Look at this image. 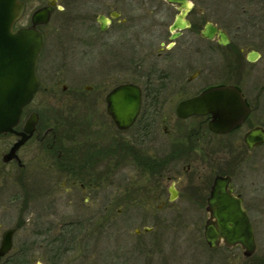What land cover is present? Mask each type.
<instances>
[{
    "label": "flooded vegetation",
    "instance_id": "obj_1",
    "mask_svg": "<svg viewBox=\"0 0 264 264\" xmlns=\"http://www.w3.org/2000/svg\"><path fill=\"white\" fill-rule=\"evenodd\" d=\"M22 1H24L26 9V2L25 0ZM63 1L69 2L72 6L66 8L63 4L59 5L58 0H47L39 6L50 4L53 9L50 12L49 20L38 25V28L47 25L56 10L60 12L66 10V13L71 15V19L82 16L87 20L92 19L91 16L93 15L95 17L93 23L89 21L87 25L91 34L89 33L90 37L85 41L86 46L93 48L98 43L102 46L108 41L101 35L108 30L113 22L117 21L120 30L119 36H122V38H119L118 57L121 58L118 62V68L123 72L125 57H128L127 62L134 63L136 60L135 54L139 53L135 41L132 48L127 44L129 40L123 38V31L128 26L134 27L133 25H136L137 21L139 23L146 21L159 29L156 37L160 39L154 65H151L152 70L145 73L147 75V89L151 87L150 79L155 74H159L158 78L164 82L166 78L172 77L168 73L192 71L186 78V84L181 85V89L177 93L186 92L187 83L191 82L196 76L204 77L205 80L202 83H196L194 86L188 83L189 87L192 86L190 88L192 92L180 97L175 102L174 115L176 119L174 120H177L178 124L173 131L166 130L170 138L166 140L167 152L162 160L153 156L150 153L151 150L141 154L136 146V142L137 144L140 143L139 140L141 139L152 140L151 124L153 121H150V118H141L143 96H145L144 91L146 88L144 89L132 79L121 81L110 89L107 88L102 96L104 87L99 89L98 82L102 80L97 79V81L94 80L83 86L90 94L83 97L82 85H75L74 100L77 102L75 106L79 109L87 107L86 109L92 111L89 115L91 118L86 113L83 119L71 120L69 130H63L61 128L63 122L59 119V116L58 118L55 117L57 121H54V116L51 118L50 115L46 116L44 112L29 108L42 86V78L38 73L37 63L36 73L40 86L32 100L24 107L21 121L15 127L16 131H21L23 121L32 113H35L37 115L35 129L16 150L18 158L13 156L10 162H17L26 171L28 168L34 170L42 168L43 165H51L57 172V170H65L63 159H69L66 166L69 168L70 174L77 179L86 175H93L94 172L98 173V171H100L99 174L107 175L110 172L108 160L114 157L117 165L121 166L120 168L125 167L126 164H131L143 170H148L149 173L154 174L155 172L156 174L160 169L166 167L174 180L168 190L169 201L181 200V204L185 203L188 207L191 206L189 209L193 210L190 216L193 220L192 224L197 221L194 214L199 216V222L195 224L197 231L192 234L193 236L203 237L206 224L213 226V233L241 229L242 227L239 224L234 223L239 221V217L237 221L235 218L230 221L229 223L232 224L228 225V228L218 225L217 215H215V212L219 211L220 207L224 205L230 206L232 214H235L236 210L241 208L254 234L256 244L254 253L245 255L244 248L239 243L227 245L220 241L215 246H210L205 237H203V240L211 251L216 249L228 250L231 253L230 256H234L232 262L237 259L244 262L247 259L254 258L255 262L261 261L260 256L258 258L257 251L264 240L261 239V234L259 238L256 230L259 228L264 230V78H261L260 75L257 76L258 73L253 79L248 80L240 76L243 73L245 74V66L256 65L261 52H264V0H221L217 2L212 0H186L188 1L186 6L170 4L166 0ZM138 2L143 6L152 2L154 6L141 8L144 14L137 17L135 15L140 14ZM210 4L213 5L212 8L209 6ZM208 8L212 16L209 14ZM176 22H179L180 25L171 29ZM16 25L19 24L16 23ZM40 31L44 38L43 31L41 29ZM259 45L261 48H259ZM246 47L248 48L246 49ZM227 67H232V69ZM202 71L206 73L202 74ZM216 71L219 79L210 82L207 76L209 75L212 78L211 74L214 76ZM258 71L259 69L256 70V72ZM252 75H255V73ZM105 76L103 75V77ZM127 82L137 84L140 87L142 92L141 106L134 122L127 128H119L107 111L109 104L107 96L115 86ZM57 84H60V81H57ZM227 85L234 86L241 91L244 101L249 107L248 115L230 130L219 132L213 130L209 123L213 116L209 112L190 114L187 117L176 114L178 102L197 96L207 88ZM68 87L70 88L64 83L61 89L67 90ZM165 88L167 86L165 87L163 84L156 88L157 97L160 92L163 93L166 90ZM80 101L85 102L82 105L79 104ZM97 109L104 110L109 117L110 129L107 127L108 121L98 118L99 116L102 117V114L98 115L95 112ZM252 130L255 132L249 137L248 143L246 135L250 134ZM125 131H131L133 135L131 141L126 142L124 139L123 134ZM6 134L13 135L14 139L8 149L1 153L2 158L20 137L13 132ZM25 146L28 148L27 153H31V157L29 162L21 163L18 151ZM37 151L38 153L35 155ZM38 155L43 156L39 159ZM127 155L128 157H125ZM48 159H52V163L45 164L46 160L49 161ZM124 159L128 162L124 163ZM36 162L37 165L34 164ZM80 178L78 180L80 187L83 189L85 186ZM214 189L216 191L218 189V193L215 195L212 193ZM212 198H216V200L213 201ZM197 210H201L202 215H199ZM147 228L143 227V230L151 231L150 227L149 230ZM3 232L0 236V245ZM139 232L140 230L137 229V233ZM42 249L45 252L46 249H49V253H45L46 260L41 263L36 261L35 264H61V258L59 257L61 249L67 250L68 247H55L53 250L42 247ZM12 250L13 241L12 246L0 254V264L31 263L32 258H28L29 253L26 248L20 249L18 252ZM235 250L239 253H235ZM20 255H22V262L17 260ZM232 256H228L226 260L229 261Z\"/></svg>",
    "mask_w": 264,
    "mask_h": 264
},
{
    "label": "rangeland",
    "instance_id": "obj_2",
    "mask_svg": "<svg viewBox=\"0 0 264 264\" xmlns=\"http://www.w3.org/2000/svg\"><path fill=\"white\" fill-rule=\"evenodd\" d=\"M46 1L25 0L26 9L17 24L28 25L31 12ZM58 1L59 5L63 4L66 8L72 6L69 2ZM145 6L151 8L154 4L151 2ZM145 6L139 3L140 14L135 16L144 14L141 8ZM209 6L212 8L213 5ZM66 12L56 10L49 23L39 28L44 34V46L38 60L42 86L29 108L44 112L51 118L59 116L63 122L61 128L69 130L71 120H80L86 113L87 116L92 113L87 107L85 110L84 107L79 109L75 106V85H82L81 91L86 97L90 94L83 86L101 79L98 82L99 89L104 87L103 96L107 88L133 79L146 88L141 118L153 121L152 140L141 139L140 143L136 142V146L141 154L151 150L153 156L164 158L166 140L170 138L166 130L173 131L178 124L174 120L175 102L190 94V88L202 83L205 78L196 76L188 82L192 86L189 87L187 83L186 92L177 93L180 86L186 84V78L192 71L168 73L172 77L166 78L164 82L158 78L159 74H155L150 79L151 87L147 89L145 73L152 70L151 65L156 59L160 40L156 37L158 28L149 22L137 21L134 27L124 29L123 38L129 40L127 44L130 48L135 41L139 53L135 54L134 63L127 62L128 57H125L122 72L118 68L121 58L118 57L119 38L122 36H119L117 21L101 35L108 41L92 48L86 46L85 41L90 37L87 25L89 21L93 23L95 17L92 15V19L86 20L78 16L71 19V15ZM245 70V74L240 76L243 79H253L257 73V76L264 78V52H261L256 65H247ZM217 74V71L214 76L211 74L212 78L207 74L209 81L219 79ZM160 82L167 88L157 97L155 90L162 85ZM64 83L70 88L61 89ZM84 102L80 101L79 104L83 105ZM95 112L102 114L98 118L108 121L107 127L110 129L111 122L105 111L97 109ZM123 136L126 142L133 137L131 131H125ZM13 139L14 136L10 134L0 135V236L6 228L14 227L12 251L26 248L28 258H32L30 264L46 260L45 253H49L46 248L53 250L55 247H68L67 250L61 249V264H264V243L259 245L257 251L261 261L255 262L254 258L232 262V255V259L226 260L228 256L231 257L228 250L211 251L202 236H193L197 231L195 224L199 222V216L194 214L197 221L192 224L191 206L181 204V200L169 201L168 190L174 180L166 167L156 174L131 164L120 168L114 157L108 160L110 172L107 175L99 174L98 171L79 177L85 186L82 189L79 178L71 175L66 166L69 159H63L65 170L57 172L51 165H43L40 169L36 166L34 170L28 168V173L17 162H10V159L4 162L1 153L8 149ZM27 150L25 146L18 151L21 163L30 161L31 153L28 154ZM123 161L128 162L126 159ZM37 162L34 164L37 165ZM49 162L52 163V159L46 160L45 164ZM197 211L202 215L201 210ZM143 227H150L151 231H144ZM256 232L264 240V230L259 228ZM234 252L239 253L237 250ZM21 257L17 259L18 262H22Z\"/></svg>",
    "mask_w": 264,
    "mask_h": 264
},
{
    "label": "water",
    "instance_id": "obj_3",
    "mask_svg": "<svg viewBox=\"0 0 264 264\" xmlns=\"http://www.w3.org/2000/svg\"><path fill=\"white\" fill-rule=\"evenodd\" d=\"M170 4L186 6V0H166ZM25 9L22 0H0V134L13 132L19 139L12 145L8 153L3 155L4 161L17 157L18 147L33 133L37 115L32 113L23 121V129L16 131L14 127L19 123L23 107L31 101L40 81L36 74V66L43 48V35L38 25L49 20L53 7L48 4L36 8L30 15V23L26 26L14 27V23L21 18ZM180 25L173 24L171 29ZM108 113L119 128L130 126L140 111L142 92L137 84L127 82L115 86L107 96ZM212 113L210 127L219 131H228L236 126L249 113V107L244 101L241 91L234 86L210 87L207 90L177 103L176 114L187 117L190 114ZM255 131L246 135V141ZM249 143V142H248ZM213 195L218 193L214 189ZM213 201L216 198H212ZM232 209V208H231ZM235 214L230 212V206L220 207L215 212L218 225L228 227L232 223L239 224L241 229L213 233L211 224H206L203 237L210 246L224 242L227 245L239 243L244 248L245 255H251L256 250L254 234L247 217L241 208ZM232 214V215H231ZM234 215V217H233ZM244 215V216H243ZM233 223V224H234ZM148 229V228H147ZM14 228L3 232L0 254L12 246ZM40 264V263H39Z\"/></svg>",
    "mask_w": 264,
    "mask_h": 264
}]
</instances>
